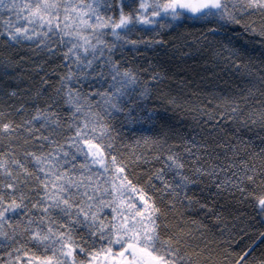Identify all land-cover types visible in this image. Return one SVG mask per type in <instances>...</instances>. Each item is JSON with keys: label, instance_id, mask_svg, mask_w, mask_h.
<instances>
[{"label": "trees", "instance_id": "1", "mask_svg": "<svg viewBox=\"0 0 264 264\" xmlns=\"http://www.w3.org/2000/svg\"><path fill=\"white\" fill-rule=\"evenodd\" d=\"M16 2L19 4L23 0ZM72 2L80 3V0ZM84 3L92 4L93 0H84ZM102 4L100 11L105 18L119 19L121 0H102ZM138 9V0H123L126 14ZM236 15L241 19L240 24H223L217 18L197 19L190 13L175 21L157 17L154 24H136L124 40H118L109 29L104 30L103 39L113 46L112 59L119 62L122 69H131L137 74L138 83L133 86L136 94L145 88L149 90L143 104L152 113L151 119L129 120L124 114L115 112L105 117L120 145V152L128 159L140 158L134 168L139 176L164 168L166 178L171 181L173 173L166 168V157L173 154L183 160L184 172L188 175L192 174L196 157H200V163L207 167L205 159L212 162L218 154L217 162H224L225 155L232 156L229 149L237 150L240 159L251 160L257 168L264 163L256 155L264 149V35L258 34L264 27V14L259 10L245 12L238 8ZM5 21H10L13 26H27L30 35L33 29L41 35L17 43L8 39ZM246 25H251L256 32L246 31ZM46 30L26 25L14 13L0 9V112L4 113L2 119L5 121L19 123L30 118L37 107L53 104L62 121L70 122L71 112L63 102V91L60 94L56 91L61 86V77L69 70L76 74L73 87L84 94L104 91L111 83L110 78L101 80L99 71L102 69L107 76L108 68L100 61H94L91 69L81 72L73 62L74 58H65L64 54L74 40L72 36L55 29L44 36L42 33ZM108 55L105 48L104 57ZM97 64H101V68H97ZM12 92L16 95H10ZM91 99L97 101L100 98L93 96ZM232 107L237 111L232 112ZM106 108L101 102V105L94 104L92 110L104 114ZM144 114L136 113L139 116ZM64 135H71L66 125L63 135L53 138L63 144ZM27 147L39 151L35 145ZM24 148L20 141L13 143L0 137V151L15 149L19 158ZM47 150L48 146H45L44 151ZM213 150V156L209 157ZM65 151L71 154L75 149L65 147ZM75 163V175H80L81 171L88 175L79 168L84 163L82 154L77 155ZM100 182L108 187L103 178ZM34 187L33 181L25 193L36 199V192L32 191ZM156 188H160L158 182ZM262 190L264 186L248 184L246 191L252 193L250 196H242L239 191H217L215 185L204 177L189 186L188 195L192 200L189 205L187 201L181 202L183 196L174 199L163 195L161 198L160 191L146 189L163 213L158 223L164 237L180 233L183 249L194 261L197 259L194 253H201L199 264H205L209 253L216 258L222 257L225 248L234 253L252 248L254 260L264 259V212L257 207L254 198ZM39 194L43 195L42 192ZM203 204L208 207H201ZM113 215L109 208L101 213L106 223H115ZM56 218L59 222H67L62 214ZM25 219L17 217L20 221L18 233ZM5 231L11 233L12 230L5 227ZM73 234L78 241L81 237L87 240L85 247L90 252L107 247L106 241L98 237L88 239L84 227H79ZM93 240L95 246L91 247ZM21 242L28 252L27 256L20 253L25 264L33 254H43L41 247L26 240ZM0 244H3L0 246V264H9V253H12L15 264L14 249L19 245L3 241ZM77 258L85 263L88 261L79 254Z\"/></svg>", "mask_w": 264, "mask_h": 264}, {"label": "snow or ice", "instance_id": "2", "mask_svg": "<svg viewBox=\"0 0 264 264\" xmlns=\"http://www.w3.org/2000/svg\"><path fill=\"white\" fill-rule=\"evenodd\" d=\"M138 3L136 12L126 14L121 0L119 19L116 20L110 16L105 18L101 13L102 0H93L92 4L84 3V0L80 3L72 0H23L19 4L16 0H0V9L14 13L26 25L46 28L42 33L44 36L54 29L72 36L74 40L64 54L65 58H74L73 62L81 72L91 69L94 61H100L108 68L107 76L102 69L99 71L101 80H111L106 90L84 94L73 87L76 74L71 70L61 77V86L56 91L57 94L63 91V102L71 112L70 122L62 121L53 104L37 107L30 118L19 123L3 120L4 113L0 112V137L13 143L20 141L25 146L19 158L15 149L0 151V241L19 245L14 249L15 264H25L20 253L28 255L22 240L41 247L43 252L42 255L33 254L26 264H85L77 254L87 258L88 264H94L101 253L105 264H199L201 253H194L197 258L194 261L183 249L180 233L164 237L158 223L163 213L146 189L160 191L161 198L163 195L174 199L183 196L181 202L187 201L190 205L189 186L204 177L215 185L217 191H239L242 196L252 195L246 191L248 184L264 186V163L257 168L251 160L240 159L235 149H229L232 156L225 155L224 162H217L218 154L212 162L205 159L207 167L200 163V157H196L191 175L185 174V163L179 156L168 155L166 168L173 173L171 181L166 178L164 168L139 176L134 168L140 158L128 159L120 152L111 124L105 117L115 112L124 114L129 120L151 119L152 113L143 104L149 90L145 88L136 94L133 86L138 83L137 74L131 69H122L119 62L112 59L113 46L103 39L105 29H109L118 40H124L136 24H154V17L175 21L185 13L197 19L217 18L223 24H240L236 10H259L264 14V0H138ZM5 25L8 39L17 43L21 39L31 40L33 36L41 35L35 29L30 35L27 26H13L10 21H5ZM245 30L256 32L251 25H246ZM258 34L264 35V27ZM105 48L109 53L106 58ZM101 64H97V68H101ZM76 83L79 84V79ZM10 95L15 96L16 93ZM93 96L100 99L92 101ZM101 102L107 106L104 114L92 110L94 104L101 105ZM231 110L236 112L237 108L232 107ZM138 112L145 114L136 115ZM65 125L71 135H64L65 143L61 144L53 137L63 135ZM28 145H35L39 151L30 150ZM45 146H48L47 151H44ZM65 147L75 151L70 154ZM187 151L191 152V149ZM213 153L214 150L209 157ZM78 154L84 158L79 168L88 175L84 171L80 175L73 172L77 168ZM256 155L264 160V149ZM93 176L98 179L93 180ZM100 178L108 187L101 184ZM33 181L35 187L32 191L36 192V199L25 193ZM157 182L159 189L156 188ZM105 196L109 199L106 200ZM254 198L257 207L264 212V190ZM201 207L208 206L203 204ZM105 208L111 209L115 223H106L102 218ZM59 214L66 218V223L57 220ZM20 216L26 219L18 233L20 221L17 217ZM37 223L46 226L33 227ZM5 227L11 229V233L5 231ZM79 227L87 230L88 239L98 237L106 241L107 247L96 252L88 251L85 247L87 240L81 237L78 241L73 234ZM94 246L95 240L91 247ZM252 252V248L235 253L225 248L219 258L209 253L205 264H264V259L254 260ZM8 255L9 264H13L12 253Z\"/></svg>", "mask_w": 264, "mask_h": 264}, {"label": "rangeland", "instance_id": "3", "mask_svg": "<svg viewBox=\"0 0 264 264\" xmlns=\"http://www.w3.org/2000/svg\"><path fill=\"white\" fill-rule=\"evenodd\" d=\"M149 2H151V0H149ZM157 17H154L153 19H155ZM115 252V251H113ZM85 264H88V261L85 263ZM94 264H105V262L103 261V255H101L100 258L97 259V261L94 262Z\"/></svg>", "mask_w": 264, "mask_h": 264}]
</instances>
